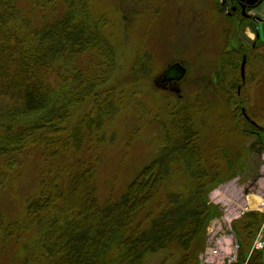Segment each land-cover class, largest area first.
<instances>
[{"label":"trees","instance_id":"1","mask_svg":"<svg viewBox=\"0 0 264 264\" xmlns=\"http://www.w3.org/2000/svg\"><path fill=\"white\" fill-rule=\"evenodd\" d=\"M91 1L0 0V186L26 163L37 180V190L24 197L23 214L0 211V264H142L147 254L171 250L181 253L178 264H195L214 213L207 192L235 164L218 150L210 160L204 155L194 111L183 105L171 112L169 126L160 124L151 161L117 200L97 206L99 151L113 140L110 127L127 99L114 88L96 91L116 63L106 18L94 15ZM34 11L38 21L30 17ZM239 47L223 48L219 87L244 99L246 88L264 76V41L255 37L251 50ZM91 95L90 112L67 126L71 108ZM238 111L247 130L262 129L246 108ZM79 187L97 215L92 223L86 212L67 210ZM263 218L250 210L232 222L234 264H264L260 251L251 250ZM24 235L30 241L20 244ZM12 241L20 244L19 254L3 259Z\"/></svg>","mask_w":264,"mask_h":264},{"label":"rangeland","instance_id":"2","mask_svg":"<svg viewBox=\"0 0 264 264\" xmlns=\"http://www.w3.org/2000/svg\"><path fill=\"white\" fill-rule=\"evenodd\" d=\"M235 1H91L94 15L106 18L116 63L111 79L96 91L114 88L127 99L122 113L110 127L113 140L99 151L97 189L93 194L97 206L104 208L117 200L132 177L151 161L160 124L169 126L171 112L183 105L191 106L194 111V128L199 133L204 155L210 160L211 152L218 150L221 157L226 156L235 164L207 192L214 213L195 264H205L201 252L207 248H225V244L234 241L231 224L248 205L247 199L253 202H259L254 196L264 199V76L251 91L246 88L244 99L232 92L227 95L219 87L223 80L219 60L226 43L232 49L241 48V45L243 49L251 50L254 40L245 32L249 23L247 19L241 20ZM22 6L32 10L27 3ZM38 13L30 12L32 20L38 19ZM174 63L184 67L183 77L179 81L162 82L163 74ZM240 105L256 117L257 125L262 129L250 131L240 123ZM92 107L93 95L71 108L66 125H75ZM217 163L225 164L223 160ZM36 190V170L23 164L9 177L4 188L0 186V211L23 214L24 197ZM87 196L79 187L78 193L72 194L67 210L76 214L86 212L90 218L87 221L92 223L97 215ZM154 204L155 201L148 205L145 212ZM252 210L264 216V209ZM259 233L264 235V218L255 237ZM30 238L24 235L20 244L29 242ZM12 242L3 249V259L17 255L20 244ZM259 253L264 259V250ZM89 254L91 252L86 251L84 256ZM180 255L173 250L157 251L147 254L142 264H178ZM18 260L13 264H21Z\"/></svg>","mask_w":264,"mask_h":264},{"label":"built area","instance_id":"3","mask_svg":"<svg viewBox=\"0 0 264 264\" xmlns=\"http://www.w3.org/2000/svg\"><path fill=\"white\" fill-rule=\"evenodd\" d=\"M245 208L241 211V214L247 210ZM252 250H264V235L259 233L251 246ZM238 244L232 242L230 245L229 251L223 250L219 246L214 248H207L202 254L201 257H204L205 264H234L237 258Z\"/></svg>","mask_w":264,"mask_h":264},{"label":"crops","instance_id":"4","mask_svg":"<svg viewBox=\"0 0 264 264\" xmlns=\"http://www.w3.org/2000/svg\"><path fill=\"white\" fill-rule=\"evenodd\" d=\"M264 6V0H260L251 10H249L248 14V27L245 29L247 36L250 39H254L255 37H259L261 41H264V8H260ZM252 203L253 200H251ZM228 244H225V249Z\"/></svg>","mask_w":264,"mask_h":264},{"label":"water","instance_id":"5","mask_svg":"<svg viewBox=\"0 0 264 264\" xmlns=\"http://www.w3.org/2000/svg\"><path fill=\"white\" fill-rule=\"evenodd\" d=\"M242 9H243L242 10L243 14H245L244 8H242ZM244 63H245V59L243 58L242 64H241V75H242V77H244ZM184 73H185L184 67L181 66L179 63H175L166 71V73L164 74V77L162 79V82H164L166 80H168V81L181 80Z\"/></svg>","mask_w":264,"mask_h":264},{"label":"flooded vegetation","instance_id":"6","mask_svg":"<svg viewBox=\"0 0 264 264\" xmlns=\"http://www.w3.org/2000/svg\"><path fill=\"white\" fill-rule=\"evenodd\" d=\"M252 1L253 0H248V1L236 0L235 2L237 3V5H239L240 8H241V6H244V7L248 8V11H249V10H251L250 8L255 5Z\"/></svg>","mask_w":264,"mask_h":264},{"label":"bare ground","instance_id":"7","mask_svg":"<svg viewBox=\"0 0 264 264\" xmlns=\"http://www.w3.org/2000/svg\"><path fill=\"white\" fill-rule=\"evenodd\" d=\"M254 198L256 199V200H259V202H261V207L262 208H264V199H259V197H257V196H254Z\"/></svg>","mask_w":264,"mask_h":264}]
</instances>
